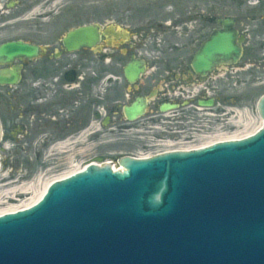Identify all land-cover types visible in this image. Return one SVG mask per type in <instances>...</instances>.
I'll return each mask as SVG.
<instances>
[{"label": "water", "instance_id": "obj_1", "mask_svg": "<svg viewBox=\"0 0 264 264\" xmlns=\"http://www.w3.org/2000/svg\"><path fill=\"white\" fill-rule=\"evenodd\" d=\"M236 39L224 23L195 54L194 72L237 62ZM100 40L90 24L62 42L77 52ZM38 54L36 46L7 43L0 63ZM142 65L126 68L129 82ZM145 109L146 100L137 98L124 113L134 121ZM258 111L264 121V97ZM119 163L124 171L89 165L54 182L33 207L0 217V264H264V123L245 139Z\"/></svg>", "mask_w": 264, "mask_h": 264}, {"label": "flooded vegetation", "instance_id": "obj_2", "mask_svg": "<svg viewBox=\"0 0 264 264\" xmlns=\"http://www.w3.org/2000/svg\"><path fill=\"white\" fill-rule=\"evenodd\" d=\"M16 4L8 1L5 7L0 6L2 15L6 14L4 8L12 10ZM184 22L185 31L190 29L187 23H197L196 32H187L189 41L197 37L196 52L227 23L237 34L239 60L221 62L210 72L196 75L191 65L196 52L190 61L188 53L193 42L183 49L170 45L164 51L166 58L159 59L154 57V44L146 45L145 39H137L126 29L113 31L109 26L102 29L96 48L78 52L67 51L62 40L55 44L53 40L12 37L1 42L0 46L22 42L39 48L34 59L0 63L4 81L0 83L2 142L37 141L43 153L75 152L77 143L88 142V130L100 135L98 132L109 125L123 134L135 125H164L168 132L186 133L184 142H195L201 135L192 132H201V124L205 126L201 119L208 116L198 108L201 102H212L202 110L214 112L213 122L218 123L231 117L239 102H249L250 96L264 88V0H199ZM2 31L0 27V35ZM140 62L144 72L131 83L125 70ZM93 93L97 100L92 99ZM137 98L146 100L145 112L129 121L124 108ZM88 105L99 122L95 129ZM163 105L177 108L162 112ZM185 120L186 127H178L185 125ZM61 145L66 146L60 149Z\"/></svg>", "mask_w": 264, "mask_h": 264}, {"label": "rangeland", "instance_id": "obj_3", "mask_svg": "<svg viewBox=\"0 0 264 264\" xmlns=\"http://www.w3.org/2000/svg\"><path fill=\"white\" fill-rule=\"evenodd\" d=\"M8 1L17 4L12 10L4 8V15L0 11V27L4 29L0 35V43L12 37H24L29 40H53L58 44L68 31L96 24L101 28L113 25L126 29L137 39H145L144 44H154L155 58L165 59L164 51L170 45L183 49L188 42L194 43L188 50L189 61L196 52L197 37L191 42L187 32H196L197 23L194 22L192 26L187 23L190 29H183H186L184 18L199 0H0V6L5 7ZM263 95L264 88L258 94L250 96L249 102H239L235 112L227 118L228 121L215 123L213 120L216 116L202 117L205 125L203 127L201 124L202 131L192 132L202 137L190 143L182 141L187 140L184 137L186 133H181L183 137L173 138L174 135L164 125H135V129L124 134L113 125L99 131L100 135L91 134L92 130H88L87 143H77L75 152L58 154L53 151L43 153L37 141L23 144L5 141L0 144V186L11 184L4 188L9 190L37 180V188L40 189L41 183L38 184V180H52L75 165L86 166L92 162L118 164L122 157H139L168 149L194 147L218 136L244 133L247 130L246 124L260 127L257 105ZM96 96L95 93L91 95L93 100H97ZM94 113L95 110L88 105V116H91L90 121L95 129L99 122L94 119ZM211 113L215 115L214 112ZM240 117L244 121L239 126H234L236 121L240 122ZM208 119L210 122L206 124ZM186 121L188 120L184 121L185 125L177 126L186 127ZM187 126L195 128L192 124ZM28 198V195L17 194L9 201L1 199L0 209L19 206Z\"/></svg>", "mask_w": 264, "mask_h": 264}, {"label": "bare ground", "instance_id": "obj_4", "mask_svg": "<svg viewBox=\"0 0 264 264\" xmlns=\"http://www.w3.org/2000/svg\"><path fill=\"white\" fill-rule=\"evenodd\" d=\"M246 126H247V130L244 133H241L240 135L237 134V135H233V136H230V137H226V135L218 136V137H216L214 139H210L208 142H206L204 144H201L199 146L202 147V146H206V145H209V144H213V143L218 142V141L238 140V139H241L243 137L251 136L257 130H259L261 128L262 124H260V127H257V128L251 126L250 124H246ZM65 146L66 145H61L60 149H64ZM199 146L187 147L185 149H189L190 150V148H197ZM92 163H95L97 165L100 164V163H96V162H92ZM83 167L84 166H77V165L72 166V168L69 171H66V172L60 174L59 176L54 177L52 180H46V181L42 182V178H41L40 180H38V184L41 183V185L39 186L40 189L37 188L38 187V185L36 184L37 180L34 183L23 184L21 186L14 187V188H11L9 190H6V189L4 190V188L9 186V185H11V184H6V185H3V186H0V200L1 199H7V200L9 199L10 200V199L16 197L17 194L18 195H23V196L24 195H28L29 196V198L27 200H25L19 206H10V207L4 208V209H0V216L1 215H5V214H9V213H14V212H16L18 210H21V209H27V208L32 207L33 205H35L36 203H38L42 199V197L46 193L47 188L49 187V185L51 183H53L57 179H62V178L68 177V176L76 173L77 171L82 170ZM114 170H117V168L114 167Z\"/></svg>", "mask_w": 264, "mask_h": 264}, {"label": "clouds", "instance_id": "obj_5", "mask_svg": "<svg viewBox=\"0 0 264 264\" xmlns=\"http://www.w3.org/2000/svg\"><path fill=\"white\" fill-rule=\"evenodd\" d=\"M159 202H160V198L157 197V198H156V203H159Z\"/></svg>", "mask_w": 264, "mask_h": 264}]
</instances>
